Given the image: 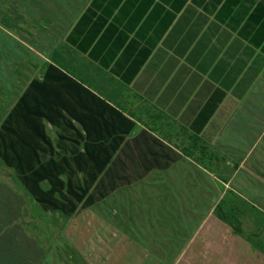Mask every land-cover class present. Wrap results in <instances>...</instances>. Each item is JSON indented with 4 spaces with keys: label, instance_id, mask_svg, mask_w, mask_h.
I'll return each mask as SVG.
<instances>
[{
    "label": "crops",
    "instance_id": "obj_1",
    "mask_svg": "<svg viewBox=\"0 0 264 264\" xmlns=\"http://www.w3.org/2000/svg\"><path fill=\"white\" fill-rule=\"evenodd\" d=\"M18 105L58 157L110 155L122 180L77 204L100 227L57 264H114V227L139 247L137 209L138 264H264V0H0V124ZM3 170L0 264H38Z\"/></svg>",
    "mask_w": 264,
    "mask_h": 264
},
{
    "label": "trees",
    "instance_id": "obj_2",
    "mask_svg": "<svg viewBox=\"0 0 264 264\" xmlns=\"http://www.w3.org/2000/svg\"><path fill=\"white\" fill-rule=\"evenodd\" d=\"M19 106L8 112L0 124V159L16 170L27 192L45 208L60 211L76 208L78 203L86 200L90 188L101 173L99 165L96 171L92 169L98 157L58 158L55 153L42 155L52 142L41 125L26 123L24 112ZM54 146L57 143L53 145L55 149ZM76 169L80 171L79 174ZM43 181L48 185L45 190L40 186ZM63 189L64 194H61ZM70 198L74 201L69 206ZM66 199V203L61 202Z\"/></svg>",
    "mask_w": 264,
    "mask_h": 264
},
{
    "label": "rangeland",
    "instance_id": "obj_3",
    "mask_svg": "<svg viewBox=\"0 0 264 264\" xmlns=\"http://www.w3.org/2000/svg\"><path fill=\"white\" fill-rule=\"evenodd\" d=\"M56 143L57 142H52L51 147L45 148L44 152H47L50 155L53 153L57 155L55 149L53 148V145ZM63 157L65 156L58 158ZM210 157L211 162H213V156L210 155ZM109 159L110 155L98 157L95 159L96 161H94L92 167L93 171L97 170V165L101 166L102 168L101 173L97 176L95 182L93 183L94 186L92 185L91 188L92 198L96 199L98 203L102 202L103 204L105 203L107 195L111 193L110 188L114 189L122 181L119 179V177L112 175L109 170H104ZM1 165L5 168V171L3 170L2 174L6 177V179H8V181H10L13 186L22 192H20V194L23 196L27 195L29 198L25 203V212L23 213L24 215L19 218V224L23 225L28 231L34 233L36 240L41 243V248L45 251L42 258L38 261V264H57L60 261L59 259L64 255H67L70 260L77 259L80 255L79 252L68 243V241L73 240L74 231L88 233L91 228L96 227L99 229V223L95 220H89L85 218L82 214V209L81 211L77 212L78 208L71 209V207L62 209L61 211L53 208H45L27 192L23 182L20 180L14 168L7 166L2 160ZM8 168L12 170L9 171L10 169ZM76 171L79 174L80 171L77 169ZM40 186L44 190L48 188L47 183L44 181L40 183ZM61 194H64V189L61 191ZM67 200L68 199L61 202L66 203ZM73 201L74 200L70 198L69 206L70 202ZM102 203H100L99 206H102ZM53 212L59 214L60 218H53L51 215ZM139 215H142V210L139 211V209H137L134 212L135 220L132 221V224H144L143 229H147L145 236L132 241L134 243L139 241L140 243H137L139 244V247H135L131 242H129L127 246H124L122 239H120V232L117 227H114V231H111L109 236L106 238L112 248H114L113 259L116 261L114 264H138L139 261H147L152 258L153 253H151L150 250L154 244L152 236L154 231V221H146L142 219L143 222H140L139 220L141 219H139ZM105 216L108 218V220H111L114 217L113 214L108 211L105 212ZM143 229H139V231ZM130 239L133 240L132 237H130Z\"/></svg>",
    "mask_w": 264,
    "mask_h": 264
}]
</instances>
